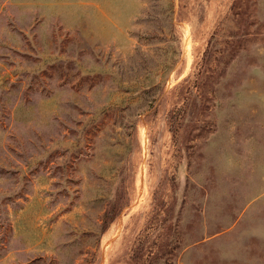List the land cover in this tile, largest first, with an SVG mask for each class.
I'll list each match as a JSON object with an SVG mask.
<instances>
[{
  "label": "rangeland",
  "instance_id": "obj_1",
  "mask_svg": "<svg viewBox=\"0 0 264 264\" xmlns=\"http://www.w3.org/2000/svg\"><path fill=\"white\" fill-rule=\"evenodd\" d=\"M0 264H264V0H0Z\"/></svg>",
  "mask_w": 264,
  "mask_h": 264
}]
</instances>
